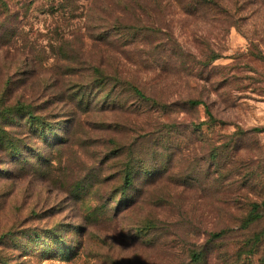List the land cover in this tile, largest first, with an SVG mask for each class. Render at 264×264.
Segmentation results:
<instances>
[{"label":"rangeland","instance_id":"obj_1","mask_svg":"<svg viewBox=\"0 0 264 264\" xmlns=\"http://www.w3.org/2000/svg\"><path fill=\"white\" fill-rule=\"evenodd\" d=\"M0 264H264V0H0Z\"/></svg>","mask_w":264,"mask_h":264},{"label":"trees","instance_id":"obj_2","mask_svg":"<svg viewBox=\"0 0 264 264\" xmlns=\"http://www.w3.org/2000/svg\"><path fill=\"white\" fill-rule=\"evenodd\" d=\"M259 131V130H258Z\"/></svg>","mask_w":264,"mask_h":264}]
</instances>
